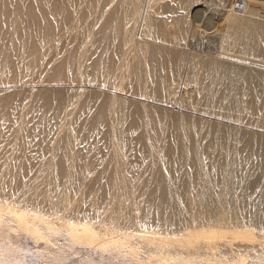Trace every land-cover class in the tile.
Masks as SVG:
<instances>
[{
	"label": "bare ground",
	"instance_id": "1",
	"mask_svg": "<svg viewBox=\"0 0 264 264\" xmlns=\"http://www.w3.org/2000/svg\"><path fill=\"white\" fill-rule=\"evenodd\" d=\"M263 130L264 0H0V228L51 264H263Z\"/></svg>",
	"mask_w": 264,
	"mask_h": 264
},
{
	"label": "rangeland",
	"instance_id": "2",
	"mask_svg": "<svg viewBox=\"0 0 264 264\" xmlns=\"http://www.w3.org/2000/svg\"><path fill=\"white\" fill-rule=\"evenodd\" d=\"M213 15H215V17H217L219 14H213ZM209 40H212V39H209ZM212 41H214V40H212ZM238 43L240 44L241 47H239ZM237 44H238V46H236V44L235 45L232 44L233 46L231 45L232 47L230 46V51H229V49H228V51L231 53H235L237 51L239 53V51H240L239 48L241 49L243 47L241 49L243 54L241 53V51L239 53L240 55L237 52L235 54H238L240 57L243 55L241 58L244 59V57L248 56L249 52L247 51V55L245 54L246 49H244V43H242L241 41H238ZM231 48L235 52L231 51ZM243 50H245L244 51L245 53L243 52ZM250 54L251 53H249V56L254 55V54H251V55ZM254 56H256V55H254ZM241 58H239V60L238 59H236V60L238 62H240V64L242 63L241 65H245L244 63H247L246 59L243 63V61H241L243 59H241ZM239 90H240L239 85H235V87H233V88L231 87L227 91H230L231 93H236ZM253 128L255 130V127H253ZM257 129H259V128H257ZM263 132H264V130H263ZM223 207L226 208V209L224 208L226 211H230L229 207H226V206H223ZM58 234H59L61 241H63L64 239L68 240V237H67L68 234L64 229H61V232ZM8 236L11 237L13 240L12 246L15 248V254H16L18 260H17V258L15 260H9L8 263H6V264H51V262L48 261L43 255L41 256V254L43 252L42 251L39 252L40 249L45 245L44 240L35 239L31 234L26 233V232L17 231V230L16 231L15 230L9 231L8 229L4 230V229L0 228V238L3 240L4 239L8 240L7 239ZM78 245H79V247H81V249L78 247ZM78 245H75V247L77 246L76 249L78 252L75 249V253L76 252L78 253V254L76 253L77 255L74 253V251H72L70 249L68 251L69 256H68V258H66L67 260L65 259L66 261L64 260L58 264H120L123 261L124 253L122 251H120L119 247L116 248L117 245H113L112 247H110V249L108 251H105V252L102 251L100 248L95 247V246L83 245V244H81V246H80V244H78ZM38 247H39V249H38ZM89 247H91L93 249H91ZM99 249H100V251H99ZM87 251H88V253H86ZM142 252L145 255L147 254L145 250H143ZM89 255L91 256V258L89 257ZM147 257L150 258L149 255ZM195 263L197 264L200 262L194 261V264ZM263 264H264V261H263Z\"/></svg>",
	"mask_w": 264,
	"mask_h": 264
}]
</instances>
